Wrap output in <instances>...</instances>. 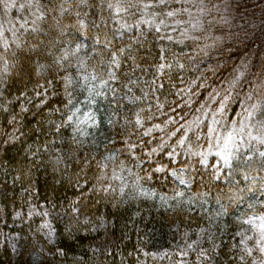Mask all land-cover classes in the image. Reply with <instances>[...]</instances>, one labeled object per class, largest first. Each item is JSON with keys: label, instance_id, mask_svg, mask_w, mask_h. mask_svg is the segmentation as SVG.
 <instances>
[{"label": "snow or ice", "instance_id": "obj_1", "mask_svg": "<svg viewBox=\"0 0 264 264\" xmlns=\"http://www.w3.org/2000/svg\"><path fill=\"white\" fill-rule=\"evenodd\" d=\"M9 215L31 264H264V2L0 0Z\"/></svg>", "mask_w": 264, "mask_h": 264}, {"label": "trees", "instance_id": "obj_2", "mask_svg": "<svg viewBox=\"0 0 264 264\" xmlns=\"http://www.w3.org/2000/svg\"><path fill=\"white\" fill-rule=\"evenodd\" d=\"M264 2V0H262ZM37 179L39 181L38 186L41 189V194H44V179L45 174L43 172H40L37 174ZM49 181L51 180V177H48ZM199 179V177H197ZM157 184H159V181H157ZM169 187H171V184H169ZM167 190V189H165ZM205 189L199 185L194 184L192 186V191L188 192V195H193L196 192H202ZM18 191V189H17ZM6 203V202H4ZM9 213L11 212V209H8ZM131 211H134V209H131L129 211V214H131ZM153 220L150 224L147 225V228H145L146 232H149V230H154L155 234L152 235L151 232H149V235H151V243L147 245L148 250L150 251H162L164 249L172 250V246L169 243L172 241L175 243L177 240H179V236H176L173 238V233L170 231V229L174 226L172 222L166 217V216H156L155 213L153 214ZM181 221V224L183 225V218H178ZM191 227H195V225H190ZM141 227H144V225H141ZM15 228H17V225H14L11 219V216L9 215L5 220H0V229H2L5 233L13 231ZM117 235H119V228L117 230ZM133 240H135V237H133ZM131 250V243H129L128 249ZM178 258V257H176ZM119 259V258H117ZM0 264H31V259L29 255L25 252L22 255H15L12 254L9 251H5L3 249H0ZM148 264H169V260L165 259L163 261H152L150 258L148 259Z\"/></svg>", "mask_w": 264, "mask_h": 264}, {"label": "rangeland", "instance_id": "obj_3", "mask_svg": "<svg viewBox=\"0 0 264 264\" xmlns=\"http://www.w3.org/2000/svg\"><path fill=\"white\" fill-rule=\"evenodd\" d=\"M242 210V209H241Z\"/></svg>", "mask_w": 264, "mask_h": 264}]
</instances>
